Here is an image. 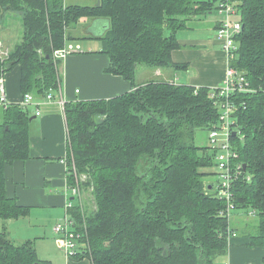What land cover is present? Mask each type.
<instances>
[{
  "label": "trees",
  "instance_id": "16d2710c",
  "mask_svg": "<svg viewBox=\"0 0 264 264\" xmlns=\"http://www.w3.org/2000/svg\"><path fill=\"white\" fill-rule=\"evenodd\" d=\"M221 1L67 5L65 0H0V21L7 14L21 15L23 25L22 40L0 58V77L19 66L24 97H48L60 86L63 59L55 51L67 47L70 28L89 19L109 22L97 36L100 52L109 57L106 72L132 86L110 98L65 103L68 152L63 161L68 192L79 198L78 204L69 200L64 216L79 235L74 259L86 257L91 264H217L216 258L227 252L229 232L238 228L222 213L225 199L218 185L205 181L203 171L217 165L216 151L196 144L197 130L221 128L220 108L210 97L211 87L177 81L176 72L189 63L173 60V52L184 46L178 32L215 8L219 11ZM231 1L238 3L242 26L229 65L245 74L252 88L232 95L237 108L231 140L244 168L232 191L236 209L258 215L255 232L242 235L245 245L264 248V0ZM219 23L216 36L221 40ZM141 66L148 74L139 82ZM157 70L171 74L162 77ZM30 119L11 107L0 125V217L5 221L26 217L31 210L8 194L5 175L7 164L30 156ZM78 173L88 174L80 188ZM0 264L52 261L38 255L35 240L16 243L4 228Z\"/></svg>",
  "mask_w": 264,
  "mask_h": 264
},
{
  "label": "crops",
  "instance_id": "0c3cea01",
  "mask_svg": "<svg viewBox=\"0 0 264 264\" xmlns=\"http://www.w3.org/2000/svg\"><path fill=\"white\" fill-rule=\"evenodd\" d=\"M97 2L98 0L88 2L87 0H65L67 5H94ZM13 16L17 18H12ZM5 19L0 21V58L9 55L22 40L23 35L21 15H12L10 21ZM94 20L80 22L76 27L68 30L66 46L73 47V52L62 61L61 84L51 92L52 98L36 95L33 104L24 105L19 66L3 75L9 103L5 106L0 101V125L5 121L6 110L11 107H17L31 117L30 156L26 159H17L5 167L8 194L17 197L19 203L31 208L26 217L7 221L0 217V231L7 228L10 237L16 243L42 238L48 232L56 237L60 235L56 233L54 226L64 221L67 203L70 199L74 200L68 192V168L66 161H63L67 160L68 152L65 103L110 98L129 91L132 87L123 77L106 72L109 57L100 52L102 43L99 38L100 41L96 46L93 41H85L97 38L90 30ZM201 20L209 23L206 17ZM194 22L196 23L194 28L202 30L200 26H197L200 20L197 19ZM219 22L220 20L215 23L214 29L210 27L208 34L202 37L195 35L180 38L178 36L180 43L184 46L173 52V60L189 63L187 69L189 84L211 88L224 84L229 57L224 48V42L216 36ZM12 30H15L16 34H12ZM141 69V75L146 77L148 74L146 68L141 67ZM155 73L166 76L171 74V71L157 70ZM177 74L176 72V78ZM177 81L179 82L178 78ZM61 101H64V104ZM38 111L41 112L40 115H37ZM75 199V204H78L79 198L78 201L77 198ZM47 221L52 223L50 227ZM43 231L45 234H41ZM62 241L63 237L58 241L60 246H63ZM246 241L247 239L240 235L230 239L226 252L230 260L225 264H264V248H251L245 245ZM67 264H91V262L86 257L68 258Z\"/></svg>",
  "mask_w": 264,
  "mask_h": 264
},
{
  "label": "built area",
  "instance_id": "2783aa9c",
  "mask_svg": "<svg viewBox=\"0 0 264 264\" xmlns=\"http://www.w3.org/2000/svg\"><path fill=\"white\" fill-rule=\"evenodd\" d=\"M219 11L225 14L224 19H221L219 23V38L224 42V48L228 53V57H231L234 56L233 50L237 47L235 35L239 33L242 26L241 20H232V16L239 15L238 3L231 0L221 1ZM69 48L64 47L56 50L55 57L61 59L66 58L73 51V47ZM236 91L248 92L252 91V88L246 75L229 65L224 77V84L210 89V97L220 108L219 125L221 128L211 130L209 135L211 143L213 144L212 147L216 151V161L219 169L220 182L217 188L218 194L226 202V208L222 213L226 214L229 218L231 209H236L232 182L234 183L244 173V168L238 161V150L231 140V136L235 132L234 124L236 123V117H234V114L237 108L232 95ZM48 97L52 98L53 96L49 95ZM0 101L5 106L9 103L3 76L0 78ZM34 101L33 94L27 93L23 99V104L31 105ZM61 102L64 103V101ZM40 114L41 112L38 111L37 115ZM221 131L223 132L221 133ZM219 135L223 137L219 138ZM250 177L247 176L248 179ZM72 191L75 194L79 193L78 187L73 188ZM54 230L56 233L64 235L65 248L68 254L73 257L77 253L76 240L79 235L73 229L71 230L68 218L66 217L62 223L55 225ZM237 236V231L232 230L229 232L230 239Z\"/></svg>",
  "mask_w": 264,
  "mask_h": 264
},
{
  "label": "rangeland",
  "instance_id": "374dc122",
  "mask_svg": "<svg viewBox=\"0 0 264 264\" xmlns=\"http://www.w3.org/2000/svg\"><path fill=\"white\" fill-rule=\"evenodd\" d=\"M88 1L89 0H87V2ZM12 15H15V14H11V16ZM8 17H10L9 14H7L6 18H8ZM224 17H225V14L217 11L215 8L213 11L208 13L206 16V19L208 20L209 23H206L203 20H200V22H198L197 26L198 27L200 26L202 28V30H200V29L196 30L194 28L196 26V23L194 21H192L190 23L192 28L183 29V30L179 31L178 36H180V38H181L183 36L198 35L199 37H202L204 34L207 35L209 28L212 27L214 29L215 23L221 19H224ZM12 18H17V16H13ZM5 20L10 21V18L5 19ZM232 20L233 21H239V20H241V17L239 15H235V16H232ZM102 25H103V23L100 24L99 26L93 25V27H94L93 34H95L96 36L98 34H100V32L103 31ZM15 28H17V26ZM166 32L168 33V31H166ZM12 34H16V31L12 30ZM85 41H93L94 46H96L100 40L98 38H93V39H89V40H85ZM5 56L6 55L4 54V57ZM6 57H8V55ZM60 67H61V65H60ZM141 67H144V66H141ZM141 67L139 68L138 74H137V81H139V82H142L143 78H144L141 75V70H142ZM177 73H178L177 78H178L180 83L189 84V82H190L189 81V72L187 69H180L177 71ZM222 132L223 131H221V133ZM209 135H210V131H208V130H202V129L197 130V132H196V144L199 145L200 147H212L213 144L211 143V139H210ZM221 137H223V136L219 135V138H221ZM208 151L210 152L209 148H208ZM203 171L207 172V174L204 177L205 181L213 183L216 187L218 185V179L220 178L219 174H218V172H219L218 165L214 164L212 167L203 168ZM87 177H88V174H82V173L79 174L78 173V178H80V179H77L76 185L80 188V182L86 183L85 180H87ZM83 188H84V192L85 191L87 192V193H85V195L87 196V194L89 193V190L85 187H83ZM75 201H76V199H74V201H73L74 204H75ZM77 201H78V199H77ZM230 212H231L230 213V224H231V226L238 228L237 232L239 233L240 236L253 234L255 232L257 222H258V215L256 213H254L252 211V209H248V210L231 209ZM64 216H65V214H64ZM47 224H48V227H50V225L52 223L47 221ZM54 225H55V223H54ZM70 226H71V228H74L72 223H70ZM41 234H45V231H43ZM61 237H63V234H60L56 237V235H54L53 233L51 234L48 232L47 235H45L44 237L35 239V244L37 246L38 255H40L41 257H43L45 259L51 260L52 264H67L68 258L72 259L73 257L70 254H68L67 249L65 248L64 240L62 241L63 246L59 245L58 241H59V239H61ZM79 246H80L79 243L76 241V247H79ZM251 248H255V247H251ZM229 260H230L229 255L227 253H224V254L219 255L216 258V263L217 264H225V262H229Z\"/></svg>",
  "mask_w": 264,
  "mask_h": 264
},
{
  "label": "water",
  "instance_id": "95a60500",
  "mask_svg": "<svg viewBox=\"0 0 264 264\" xmlns=\"http://www.w3.org/2000/svg\"><path fill=\"white\" fill-rule=\"evenodd\" d=\"M102 23H103V25H102L103 31H101L100 34H98L97 36H100V35H102V34L105 32V30L108 28L109 22H108L107 20H104V19H95V20H94L93 25H97V26H99V25L102 24ZM105 23H107V24H105ZM90 30H91L92 32H94V27L92 26V27L90 28ZM233 134H236V132H234Z\"/></svg>",
  "mask_w": 264,
  "mask_h": 264
}]
</instances>
